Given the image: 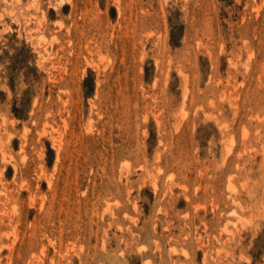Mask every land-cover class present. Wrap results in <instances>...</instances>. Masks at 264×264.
<instances>
[{
    "label": "rangeland",
    "instance_id": "374dc122",
    "mask_svg": "<svg viewBox=\"0 0 264 264\" xmlns=\"http://www.w3.org/2000/svg\"><path fill=\"white\" fill-rule=\"evenodd\" d=\"M0 264H264V0H0Z\"/></svg>",
    "mask_w": 264,
    "mask_h": 264
}]
</instances>
